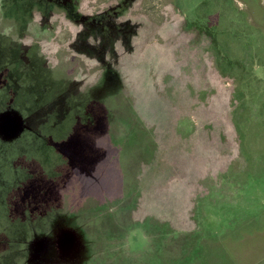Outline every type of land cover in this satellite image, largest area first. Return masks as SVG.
<instances>
[{"label": "rangeland", "instance_id": "rangeland-1", "mask_svg": "<svg viewBox=\"0 0 264 264\" xmlns=\"http://www.w3.org/2000/svg\"><path fill=\"white\" fill-rule=\"evenodd\" d=\"M30 1L0 0V93L11 83L12 96L30 72L26 106L0 105V140L19 131L8 151L43 171L56 167L60 146L59 171L43 181L66 169L58 186L12 187L14 210L1 204V187L0 264H201L206 242L239 237L256 213L264 239V176L245 168L264 152V0H43L26 17L33 23L15 26L28 13L15 9ZM76 29L85 31L79 41ZM100 163V178L85 166ZM21 190L32 200L23 206ZM174 196L187 206L182 215ZM93 197L125 209L87 215ZM222 241L205 264L259 257H241L253 242Z\"/></svg>", "mask_w": 264, "mask_h": 264}, {"label": "flooded vegetation", "instance_id": "flooded-vegetation-1", "mask_svg": "<svg viewBox=\"0 0 264 264\" xmlns=\"http://www.w3.org/2000/svg\"><path fill=\"white\" fill-rule=\"evenodd\" d=\"M35 2H32V0L28 3V4H25L24 6H20L19 8H16L15 10H17V11H19V12H28V13H26L24 16H25V19L23 20V19H20L19 21H17L18 22V24L16 23L15 24V26H17V27H27L28 25H30L31 23H33V20L34 19H31V18H26L27 17V15H29L32 11H43V0H41V3L39 4V3H37L36 2V0H34ZM40 1V0H39ZM59 8H61V7H59ZM43 13V12H42ZM20 17H21V15H19ZM50 21H52V20H50ZM55 23V22H54ZM54 23H52L51 25H52V27L54 26ZM80 23H84V20H81V22ZM45 23H43V25H44ZM78 25H76L75 27H77ZM85 27V26H84ZM86 29V28H85ZM85 34V31H84V29L83 30H79V31H77V29H76V32L75 33H73V35H74V40H78L79 41V39L80 38H82L83 37V35ZM90 34H88L85 38H90V40H91V36L90 37H88ZM44 39V38H43ZM83 41H84V38H83ZM33 42V40H30L29 42H26L25 44H23L22 46V48L24 49L23 51H22V53L20 54V55H27V52H30V51H32V49L34 48V43L33 44H31ZM43 42H44V40H43ZM16 44V43H15ZM89 53V56H87L86 58H91V60H93V58H96V54H93V53H90V52H88ZM25 58H28V57H26L25 56ZM25 68H28V67H25ZM43 68H46L47 69V66L45 67V66H43ZM45 72V69H44V71H43V73ZM1 73V72H0ZM11 73V72H10ZM9 73V74H10ZM22 73L23 74H30V72H28V70H22ZM46 73H48L47 72V70H46ZM23 74H22V76L17 80V88H16V90H15V92H12L13 94H12V96L9 94V93H11L10 92V87L12 86V85H10V87H9V85H8V87L7 88H3L2 89V91H1V93H0V101H1V96L3 95V99L2 100H4V103H0V105H5V103H6V105H7V103H8V105L9 106H11L12 105V107L13 108H15V106L16 105H21V106H26L25 104H27V99L25 98V94H26V91H27V86H24L23 87V84H25V82H23ZM7 85V84H6ZM121 85V84H120ZM48 86L49 85H47V83H45V85L43 86V91H44V89H47L48 88ZM31 87V86H30ZM18 91H19V93H20V96H22V101H21V99H20V96H19V99H17V97H18ZM35 94H36V96H37V94H39L40 96H42V92H38V90L37 91H35ZM92 102H94V101H92ZM91 102V103H92ZM90 103V104H91ZM44 106H46V105H44ZM43 106V107H44ZM27 120H28V118H26V121H25V123L24 124H27ZM91 121H92V118H91V116H89V122L91 123ZM80 122H82V120L80 121ZM70 123V122H69ZM23 123H22V125L23 126H25ZM90 126L92 127V124H90ZM16 131V130H15ZM14 131V135H13V133H11V134H5V133H3V134H5V136H7V137H5L6 139H4V138H1L2 140H0V156H1V153H3V152H5V155H6V152H7V156L9 155L10 156V154H13L12 156H11V158L9 159L8 157L5 159L6 161H4V162H2V160L0 159V191L2 190L1 189V187L2 188H9L8 190H7V193H8V195H7V197L6 198H3V200H1V204H3L2 202H9V204L11 205V207H12V210H14V208H13V206H15V204H16V202L15 201H13V202H11L10 201V196L11 195H13L16 191H17V189H20V187L24 184V182H29V183H31V185H33L34 183L33 182H36L34 185H39L41 188L45 185V184H47L48 182H47V180H49V182L50 183H56V186H58V185H60L61 184V181H62V178H63V171L65 172V169L66 168H64L65 167V165L61 168L60 167V171L62 172L61 173V175H60V179H58V180H54V177L53 178H49V176H44V181H43V172L45 173V175H46V172L47 173H50V172H52V170L54 171V172H56L57 170L59 171V161H61V157H62V155H63V152H61V149L59 148V147H55L54 148V152H55V154L56 155H54V160L55 161H58V162H54L55 164H56V167L55 168H52V166H51V164H44L43 165V168H44V166H46L45 167V171H43L42 170V164H40V163H37V162H33V166H30L29 164H27V165H25V164H23L21 161H19V160H17L18 159V157H17V155L15 156V154L14 153H12V152H10V151H8L9 149H7V148H9V147H7V145L8 144H6V143H8L7 141H11L13 138H15V135L17 134V133H19V131H17V132H15ZM65 133H66V131H64L63 132V136H65ZM201 133V131H197V135H199ZM69 134V133H68ZM68 134L65 136V137H61L60 138V140L58 139V141H59V143L61 144V141H62V139H64V138H66L67 139V136H68ZM48 135H54V133H52V131H48ZM12 136V137H11ZM201 136H197V139H199ZM4 145V146H3ZM107 146V145H106ZM263 148H264V146H263ZM108 149H111V148H109V147H105L104 146V150H102V151H106V150H108ZM112 151V150H111ZM251 152V155H256L255 153V151H252V150H250ZM115 152H117V151H115ZM70 153V152H69ZM69 153H68V155H69ZM113 154H114V152H113ZM263 155V160H264V152H262L261 153V155H260V157L259 158H257V161H256V163H251L250 162V164H248L247 163V166H245V168L246 169H250V171H251V175H254L255 177H258L257 176V174L260 176H264V165H262L261 164V156ZM70 157V156H69ZM68 157V159L70 160V158ZM107 158V157H106ZM15 159H16V162L17 161H19L21 164V166L20 165H18V166H16V164H14L15 163ZM108 159V158H107ZM108 160H110V159H108ZM63 161V160H62ZM259 161V162H258ZM1 162L3 163V165H6V166H2V164H1ZM74 162V161H73ZM68 163V162H67ZM107 163H104V164H101L100 163V165L101 166H103V169H101V170H99V167H97V165H95V164H92V165H89V164H86L85 166L87 167H89V169L90 170H92V171H94L95 172V174H96V171L98 170V171H101V172H99L98 174H97V176H99V178L100 177H103V176H105L106 174L108 175V173L106 172L107 170H106V168H104V166L106 165ZM257 164V166L258 165H261V171L260 172H256V170L257 169H254L255 168V165ZM170 165V164H169ZM169 165L167 164V168H166V171H168L169 170ZM234 165V164H233ZM37 167V168H36ZM63 168H64V170H63ZM35 171L34 172V175L33 176H35V177H37V179L35 178H33V176L31 177V171ZM91 171V172H92ZM229 172H232V165H231V170L229 171ZM85 173H88V176H90L91 178H93L94 179V176H93V174L92 173H90V171H88V170H85ZM155 173H156V175H157V180H156V183H157V185L158 186H162V184H165L166 182H163L162 181V179L160 178L159 179V175H158V173H157V171L155 170ZM232 174V173H231ZM233 175V174H232ZM139 179V178H138ZM144 179H145V182L144 183H146L147 182V175L145 176L144 175ZM123 182V181H122ZM44 183V184H43ZM60 183V184H59ZM110 183V182H109ZM135 185L137 186V183H135ZM24 186V185H23ZM12 187H16L15 189L14 188H12ZM23 188V187H22ZM12 189H14L15 190V192H12ZM101 191V190H100ZM108 191L109 190H104L103 191V196H106L107 194H108ZM22 192V193H21ZM21 192H20V194L19 195H21L20 196V199H18L19 201H20V203H19V201H18V204L19 205H25V203L27 202H30V201H32V200H30L29 198H28V196H26V195H24V191L23 190H21ZM18 195V196H19ZM8 197H9V199H8ZM96 197V196H95ZM95 197H93V198H91V201H92V204H91V206H89L88 205V210H83L84 211V213H88L87 215H89L90 213H95V214H99L100 216H109V215H111L112 213H110V212H108V211H114V213L115 212H118V211H120L121 212V209H125V208H123L122 206V204L120 203V204H118V206H116V204L114 205V206H112L111 204H110V202H105V200L102 202L103 203V205H100V206H96V200H99V201H102L101 199H96ZM177 197V196H176ZM176 197L174 196L173 197V201L178 205V204H181L182 205V210L180 211V212H178V215L177 216H179V215H182V214H184L185 212H186V210H187V206H186V204H185V202L183 201H181L180 200V198L179 199H176ZM25 202V203H24ZM135 202H137V201H135ZM134 202V203H135ZM29 207H30V205H28ZM107 206H109V207H107ZM5 208V207H4ZM40 208H42V207H40ZM102 208V209H101ZM109 208H110V210H109ZM24 212H23V217L25 218V219H29V218H31V211H29L27 208H25L24 207ZM2 211H4L5 212V209H3ZM10 212L11 211H6V215L3 217V218H12L11 216H10ZM0 213H1V211H0ZM2 214V213H1ZM33 216V215H32ZM155 216V215H154ZM261 216H262V214H260V215H258L257 213L256 214H254V215H250L249 217L250 218H248L247 220H244V221H249V225L251 224V223H253V225H255L256 226V222H258L259 220H260V218H261ZM29 217V218H28ZM35 217L36 218H43V213L42 214H35ZM245 217H248V216H245ZM243 223V221L242 222H240V223H238V224H233L232 226H231V228H229L228 230H226V231H228V233H229V230H233L234 228L233 227H235V226H240L241 224ZM253 227L252 229H248V230H245V229H243V228H241V229H243L242 231L240 230V232H241V234L239 235V237H235L234 239H230L229 238V236H227V235H225V236H223L222 238H219L220 236H218L217 238H216V240H214L213 242H210V243H208V244H204L202 247H203V252H205V256H206V258H205V261H201V264H205V262H206V260L208 261V259L210 258V257H213L214 256V254H216V251L214 250V246H213V244L215 243V241H220V240H223L222 241V243H224V242H228V243H236V242H238V243H243V242H246V241H248V243H250V242H253L254 243V246H255V248H251L250 249V252H248V251H243V250H241L242 251V253L243 252H245V254H243L241 257L242 258H245L246 257V254H250V256L251 255H253L252 253L254 252V254H255V252L257 251L258 252V254L257 255H259V257L258 258H256V259H251V261L250 260H248L247 262L249 263V264H263L264 263V253H263V249H260V246H264V239H263V235L262 234H257V232H258V230H259V228L258 227ZM253 231V232H252ZM242 232H243V234H242ZM245 234V236H243ZM246 234H247V236H246ZM223 235V234H222ZM221 235V236H222ZM262 243V244H261ZM261 244V245H260ZM209 246H211L212 248H210ZM204 247L206 248V250L204 251ZM231 247H233V246H231ZM212 250H214L213 252H211ZM204 255V254H203ZM217 255V254H216ZM261 255V256H260ZM249 256V257H250ZM244 264V263H243Z\"/></svg>", "mask_w": 264, "mask_h": 264}]
</instances>
